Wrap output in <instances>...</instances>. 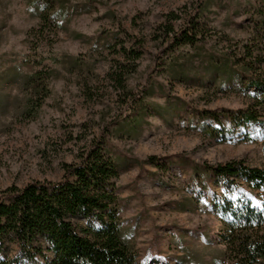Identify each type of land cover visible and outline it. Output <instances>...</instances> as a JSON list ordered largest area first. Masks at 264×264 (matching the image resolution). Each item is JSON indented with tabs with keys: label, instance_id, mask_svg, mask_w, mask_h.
<instances>
[{
	"label": "rangeland",
	"instance_id": "obj_1",
	"mask_svg": "<svg viewBox=\"0 0 264 264\" xmlns=\"http://www.w3.org/2000/svg\"><path fill=\"white\" fill-rule=\"evenodd\" d=\"M54 11L46 26L34 0H0V199L59 181L98 140L118 165L139 264H227L215 206L249 190L204 168L264 169V95L248 86L264 63L247 55L264 59V0H63ZM191 22L198 41L175 45L167 28L190 34ZM34 72L49 75L44 99L25 85ZM247 109L259 123L237 125Z\"/></svg>",
	"mask_w": 264,
	"mask_h": 264
},
{
	"label": "trees",
	"instance_id": "obj_2",
	"mask_svg": "<svg viewBox=\"0 0 264 264\" xmlns=\"http://www.w3.org/2000/svg\"><path fill=\"white\" fill-rule=\"evenodd\" d=\"M62 3L63 0H34L46 26L56 25L55 5ZM258 23L264 26V22ZM196 26L191 22L190 34L182 31L175 35L172 28H167V33H173L175 45H191L198 41ZM122 52L135 53L125 48ZM247 55L258 65L264 63L249 49ZM139 57L134 55V59ZM223 65H227L226 61ZM230 72L237 77L235 70ZM48 77L34 72L24 82L33 95L43 93L44 99ZM248 86L264 95V69L249 79ZM235 115L237 125L259 123L251 109ZM76 158L77 163L63 165V176L57 182L33 181L3 192L0 264H139L134 248L123 236L115 185L119 175L116 160L98 140H92ZM204 169L231 190L239 183L249 190L250 197L244 201L226 197L215 206L223 225L221 239L227 264H264V169L249 167L239 160Z\"/></svg>",
	"mask_w": 264,
	"mask_h": 264
}]
</instances>
